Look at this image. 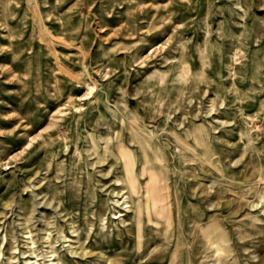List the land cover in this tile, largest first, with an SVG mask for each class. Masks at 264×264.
Returning <instances> with one entry per match:
<instances>
[{
	"label": "rangeland",
	"instance_id": "obj_1",
	"mask_svg": "<svg viewBox=\"0 0 264 264\" xmlns=\"http://www.w3.org/2000/svg\"><path fill=\"white\" fill-rule=\"evenodd\" d=\"M0 264H264V0H0Z\"/></svg>",
	"mask_w": 264,
	"mask_h": 264
},
{
	"label": "bare ground",
	"instance_id": "obj_2",
	"mask_svg": "<svg viewBox=\"0 0 264 264\" xmlns=\"http://www.w3.org/2000/svg\"><path fill=\"white\" fill-rule=\"evenodd\" d=\"M89 94V93H88ZM113 158H114V155H111ZM114 160L115 161H118V159H116V158H114ZM124 174H125V179L127 180V183H126V185H125V188L130 192V193H132V192H134V190H135V183L132 181V179H131V176H130V173H129V169H128V167L126 166V168L124 169ZM118 184V183H117ZM118 204V203H117ZM154 207H155V209H157L156 211H158L160 208H161V206L159 205V204H157V202H155L154 203ZM166 209V208H165ZM163 216H162V219L164 218V219H166L167 220V217H166V215H165V213L164 214H162Z\"/></svg>",
	"mask_w": 264,
	"mask_h": 264
}]
</instances>
